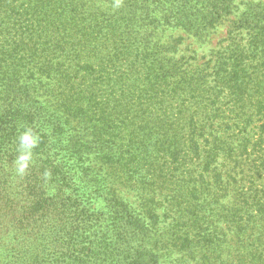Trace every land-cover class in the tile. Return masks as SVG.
<instances>
[{
	"label": "rangeland",
	"instance_id": "rangeland-1",
	"mask_svg": "<svg viewBox=\"0 0 264 264\" xmlns=\"http://www.w3.org/2000/svg\"><path fill=\"white\" fill-rule=\"evenodd\" d=\"M114 2L94 0L84 9L101 25L120 20L121 30L132 14H156L152 42L175 70L159 91H142L143 80L128 88L126 109L106 128L121 140L114 158L104 165L94 153L89 162L113 179L130 213L151 206L156 221L146 215L150 233L123 235L114 258L96 259L87 247L96 245L102 227L80 232L67 256L52 236H34L29 252L43 244L37 248L43 264H138V258L142 264H264V0H121L119 8ZM183 12L189 23L170 20ZM210 16L216 18L207 24ZM138 136L145 145H132ZM164 140L185 142L179 159L151 147ZM101 190L92 202L97 211L107 204ZM4 241L0 264H14L20 248ZM138 244L145 251L136 255Z\"/></svg>",
	"mask_w": 264,
	"mask_h": 264
},
{
	"label": "trees",
	"instance_id": "trees-1",
	"mask_svg": "<svg viewBox=\"0 0 264 264\" xmlns=\"http://www.w3.org/2000/svg\"><path fill=\"white\" fill-rule=\"evenodd\" d=\"M93 4L28 0L16 6L0 0V242L7 238L20 248L14 264H43L37 249L43 244L29 252L34 236L61 241L60 253L67 256L80 232L101 227L96 245L87 247L96 259L114 258L123 235L150 233L145 217L157 218L151 206L130 213L113 179L100 176L89 158L96 153L104 165L114 158L121 140L106 128L115 121L114 113L126 109L128 88L143 80L142 91L158 90L175 67L163 58L162 46L152 42L151 33L159 26L156 14H132L121 30L120 20L96 22L94 12L84 9ZM184 13L169 18L185 25L192 17ZM215 18L208 17L207 24ZM29 128L40 135V143L26 174L18 176L13 163L18 137ZM136 139L132 145L146 144ZM184 144L164 140L159 148L156 143L151 147L177 160ZM131 148L130 153L138 147ZM97 186L105 211L92 205ZM140 249L145 251L138 244L136 255Z\"/></svg>",
	"mask_w": 264,
	"mask_h": 264
},
{
	"label": "clouds",
	"instance_id": "clouds-1",
	"mask_svg": "<svg viewBox=\"0 0 264 264\" xmlns=\"http://www.w3.org/2000/svg\"><path fill=\"white\" fill-rule=\"evenodd\" d=\"M120 5L121 0H115L114 7L119 8ZM18 141L17 155L13 163L15 165L16 175L23 176L33 163V149L40 143V135L30 128L25 129L20 133ZM44 175L45 179H47L49 174L46 172Z\"/></svg>",
	"mask_w": 264,
	"mask_h": 264
}]
</instances>
